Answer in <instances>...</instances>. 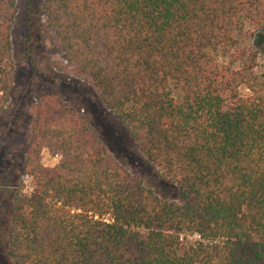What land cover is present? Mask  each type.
<instances>
[{
	"label": "trees",
	"instance_id": "16d2710c",
	"mask_svg": "<svg viewBox=\"0 0 264 264\" xmlns=\"http://www.w3.org/2000/svg\"><path fill=\"white\" fill-rule=\"evenodd\" d=\"M42 11L63 70L91 86L181 202L147 190L87 117L45 94L30 110L33 184L14 198L12 264H264V53L236 39L264 29V0H43ZM15 13L0 0V111L14 89ZM220 50L243 67L220 65ZM44 149L60 162L44 167Z\"/></svg>",
	"mask_w": 264,
	"mask_h": 264
},
{
	"label": "rangeland",
	"instance_id": "374dc122",
	"mask_svg": "<svg viewBox=\"0 0 264 264\" xmlns=\"http://www.w3.org/2000/svg\"><path fill=\"white\" fill-rule=\"evenodd\" d=\"M16 13L11 29V60L14 89L10 100L0 111V264H12L9 254V228L13 202L19 188L32 189V179L24 175V162L31 141L33 117L31 107L45 94H57L71 108L87 117L100 139L115 160L143 186L163 202L180 203L178 187L162 179L153 166L131 140L126 128L105 107L86 82L63 70V53L48 33L47 18L42 11L43 0H15ZM246 25L236 34L239 49L253 43L264 53V29ZM251 35H254L253 38ZM215 58L220 65L234 70L243 67L235 51H218ZM255 75L264 73V61H258ZM241 95L249 92L242 87ZM61 160L49 149L41 154V163L52 168ZM198 237L186 235L184 242L192 245Z\"/></svg>",
	"mask_w": 264,
	"mask_h": 264
}]
</instances>
